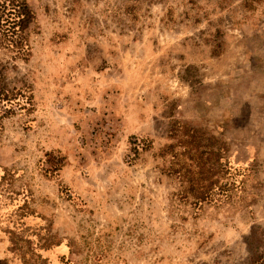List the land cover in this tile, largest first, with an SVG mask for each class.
<instances>
[{
    "label": "rangeland",
    "instance_id": "374dc122",
    "mask_svg": "<svg viewBox=\"0 0 264 264\" xmlns=\"http://www.w3.org/2000/svg\"><path fill=\"white\" fill-rule=\"evenodd\" d=\"M26 2L30 55L0 49L1 83L28 87L0 102V225L15 256L255 264L264 0ZM212 177L227 190L194 202L187 189Z\"/></svg>",
    "mask_w": 264,
    "mask_h": 264
},
{
    "label": "trees",
    "instance_id": "16d2710c",
    "mask_svg": "<svg viewBox=\"0 0 264 264\" xmlns=\"http://www.w3.org/2000/svg\"><path fill=\"white\" fill-rule=\"evenodd\" d=\"M35 21V13L26 0H0V49H7L11 59H27L30 55L28 35L31 29L30 25ZM6 67L7 65H2L0 62V102L25 96V90L28 88L23 85L24 88L12 87L8 89L5 84L3 85L1 83L3 69ZM225 185L219 184L218 180L213 177L207 183H200L195 179L192 187L186 192L191 194L194 202L199 203L210 198L214 189L219 190V193L226 191ZM253 261L255 264H264V244L261 254L256 255Z\"/></svg>",
    "mask_w": 264,
    "mask_h": 264
},
{
    "label": "crops",
    "instance_id": "0c3cea01",
    "mask_svg": "<svg viewBox=\"0 0 264 264\" xmlns=\"http://www.w3.org/2000/svg\"><path fill=\"white\" fill-rule=\"evenodd\" d=\"M12 243L9 240L7 234L2 232L0 225V263L1 264H25V262L15 256L13 249L11 248Z\"/></svg>",
    "mask_w": 264,
    "mask_h": 264
}]
</instances>
